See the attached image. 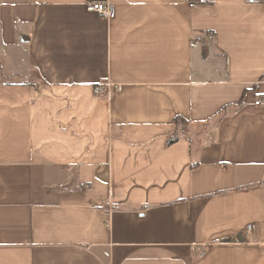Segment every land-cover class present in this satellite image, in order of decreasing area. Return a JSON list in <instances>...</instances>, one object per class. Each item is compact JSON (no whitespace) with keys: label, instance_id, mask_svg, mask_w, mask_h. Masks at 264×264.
<instances>
[{"label":"crops","instance_id":"obj_1","mask_svg":"<svg viewBox=\"0 0 264 264\" xmlns=\"http://www.w3.org/2000/svg\"><path fill=\"white\" fill-rule=\"evenodd\" d=\"M90 1L0 0V264H264V0Z\"/></svg>","mask_w":264,"mask_h":264},{"label":"built area","instance_id":"obj_2","mask_svg":"<svg viewBox=\"0 0 264 264\" xmlns=\"http://www.w3.org/2000/svg\"><path fill=\"white\" fill-rule=\"evenodd\" d=\"M86 10L92 13H95L101 17H104L108 20L112 19L114 17V9L110 2L106 0H94L90 1L86 4ZM205 37L208 40H214V34L213 33H206ZM260 101H256L255 104L258 105ZM247 233H249L252 230V226H247Z\"/></svg>","mask_w":264,"mask_h":264},{"label":"trees","instance_id":"obj_3","mask_svg":"<svg viewBox=\"0 0 264 264\" xmlns=\"http://www.w3.org/2000/svg\"><path fill=\"white\" fill-rule=\"evenodd\" d=\"M190 3L200 2L199 0H189ZM174 124L176 126V131L171 136L167 138V144L172 145L177 142L181 135H184L187 131L188 122L182 117H175ZM193 166V165H192Z\"/></svg>","mask_w":264,"mask_h":264}]
</instances>
